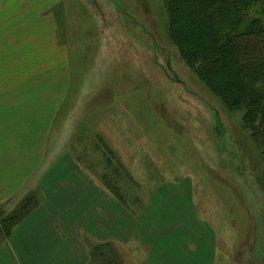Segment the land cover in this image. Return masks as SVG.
<instances>
[{
	"label": "rangeland",
	"instance_id": "374dc122",
	"mask_svg": "<svg viewBox=\"0 0 264 264\" xmlns=\"http://www.w3.org/2000/svg\"><path fill=\"white\" fill-rule=\"evenodd\" d=\"M164 3L0 0V49L7 45L14 68L20 64L16 53L29 43L18 40L41 36L37 50L47 51L45 62L57 65L54 86H64L53 91V109H62L58 132L66 121L77 126L75 143L79 153L87 151L80 159L104 177L112 193L130 199L149 193L163 179L192 182L198 217L217 232L218 264H264V152L251 139L245 111L227 109L189 67L172 39ZM35 13L58 24L60 43L70 48L71 69L58 68L54 54H47L55 46L54 35L12 26L11 21ZM4 60L0 57V148L4 97L9 92L14 101L24 76L9 73ZM8 80L13 81L9 89ZM61 93L67 104L58 103ZM20 105L15 109L25 107ZM97 132L103 133L98 141ZM135 158L140 159L137 174ZM19 212L0 210V242L12 228L5 222Z\"/></svg>",
	"mask_w": 264,
	"mask_h": 264
},
{
	"label": "crops",
	"instance_id": "0c3cea01",
	"mask_svg": "<svg viewBox=\"0 0 264 264\" xmlns=\"http://www.w3.org/2000/svg\"><path fill=\"white\" fill-rule=\"evenodd\" d=\"M40 15L11 23L22 31L54 35L55 46L47 54H54L58 68L71 69L70 48L60 43L58 24ZM40 37L18 40L29 43L16 53L20 64L14 68L8 64V57H13L7 45L0 49V57H6L4 69L24 75L16 84L14 101L8 92L2 104L0 210L13 214L32 199L37 205L0 242V264H96L105 249L117 254L119 262L122 258L121 264H218L217 232L199 219L192 182L163 179L142 196H117L104 177L80 159L87 151L79 153L77 126L66 121L59 134L62 109H53L57 103L53 91L62 92L64 86H54L57 65L45 62L47 51L37 50ZM7 39L4 35V43ZM5 85L9 89L13 81ZM58 100L68 102L62 93ZM19 103L25 107L15 109ZM10 104L15 107L9 112ZM93 131L89 126L87 133ZM96 134V141L99 134L103 137L102 132ZM135 159L137 174L140 159Z\"/></svg>",
	"mask_w": 264,
	"mask_h": 264
},
{
	"label": "trees",
	"instance_id": "16d2710c",
	"mask_svg": "<svg viewBox=\"0 0 264 264\" xmlns=\"http://www.w3.org/2000/svg\"><path fill=\"white\" fill-rule=\"evenodd\" d=\"M164 6L189 67L227 109L245 111L251 139L264 152V0H165ZM36 206L27 201L5 228ZM97 258L119 264L113 253Z\"/></svg>",
	"mask_w": 264,
	"mask_h": 264
}]
</instances>
